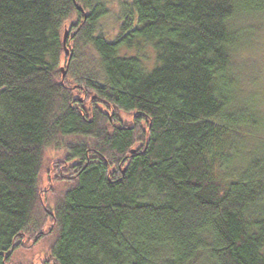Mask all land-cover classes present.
Returning <instances> with one entry per match:
<instances>
[{"label":"trees","instance_id":"16d2710c","mask_svg":"<svg viewBox=\"0 0 264 264\" xmlns=\"http://www.w3.org/2000/svg\"><path fill=\"white\" fill-rule=\"evenodd\" d=\"M263 18L264 0H0V264H264V148L245 151L264 124L238 80Z\"/></svg>","mask_w":264,"mask_h":264},{"label":"rangeland","instance_id":"374dc122","mask_svg":"<svg viewBox=\"0 0 264 264\" xmlns=\"http://www.w3.org/2000/svg\"><path fill=\"white\" fill-rule=\"evenodd\" d=\"M115 18L110 17V22L113 23ZM264 20V18H263ZM252 21L250 23L251 31L253 33L251 38L250 50H245L241 57L238 59L239 64V88L243 95L244 101L247 102L249 106L255 108L259 111L262 116L264 124V21ZM109 22V23H110ZM110 23V24H111ZM131 54L136 52L132 51ZM142 55L146 58L149 66L153 65L155 53L154 50L147 46L142 52ZM121 119L126 124L132 123V115L129 113H120ZM259 136L251 139L250 141H245V151L246 153H251L252 149L264 148V129L258 133ZM34 257L33 263L40 264L43 251L36 247L33 249ZM23 253V252H22ZM28 253V252H27ZM26 252H24L22 257H25ZM21 255V254H20Z\"/></svg>","mask_w":264,"mask_h":264},{"label":"water","instance_id":"95a60500","mask_svg":"<svg viewBox=\"0 0 264 264\" xmlns=\"http://www.w3.org/2000/svg\"><path fill=\"white\" fill-rule=\"evenodd\" d=\"M68 37H69V32L68 30L65 32V35H64V47L66 49V54L69 55L70 54V50L68 49L67 47V42H68ZM62 72H63V77L65 78L66 77V69L62 68L61 69Z\"/></svg>","mask_w":264,"mask_h":264}]
</instances>
